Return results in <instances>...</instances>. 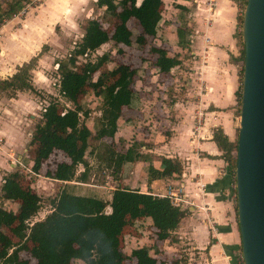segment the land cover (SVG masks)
<instances>
[{
  "label": "trees",
  "instance_id": "trees-1",
  "mask_svg": "<svg viewBox=\"0 0 264 264\" xmlns=\"http://www.w3.org/2000/svg\"><path fill=\"white\" fill-rule=\"evenodd\" d=\"M30 0H0V26L17 14ZM190 0H183L188 3ZM243 2V0H242ZM95 5L103 9L104 17L111 18V31L106 32L96 19L88 20L80 40L63 60L55 62L58 77V94L71 108L61 106L58 101L49 102L42 108L39 122L34 126L29 143L38 142L39 155L44 158L42 165H33L28 169L35 176L61 182L64 186L50 202V212L41 220L30 223L39 209L40 198L32 191L29 184L22 185L13 179L15 172L1 179L0 200L17 203L12 212L0 207V264H177L174 253L158 251L150 255V246L132 250L126 256L120 246L124 230L130 229L135 222L147 218L158 241L167 244L176 242L171 233L177 228L187 210L172 207L166 198L156 197L138 190L114 187L109 199L103 200L94 195L82 196L71 193L70 182L76 166L84 169L78 181L86 180L84 153L88 147L90 132L79 117H86L76 96L92 75L105 67L108 54L96 57L92 62L88 56L100 46L112 41L114 45L128 47L131 44V32L127 27L133 20L140 32L135 37V44L141 46L146 37L153 38L159 21L161 0H96ZM177 26L175 28L176 47L187 48L184 13L186 5L175 6ZM241 18H238V27ZM239 54L236 64L242 71L243 51L238 32ZM44 47L41 48L43 50ZM118 52V51H117ZM149 53L154 56L153 66L158 73L172 76L171 71L181 64L180 52L170 55L163 48L151 46ZM41 52L27 63L16 69L7 79L0 80V95L13 97L16 92L30 91V71L34 69ZM239 72V74H240ZM108 74L110 80L104 77ZM136 71L128 65L119 63L109 72L100 71L103 83H91L95 95L101 97L102 108L100 127L96 138L112 139L116 133V123L124 109L141 103L138 90L134 88ZM101 82V83H99ZM240 89V88H239ZM240 92L236 93V110L239 112ZM212 142L220 153V159L227 166V173L234 178L236 160V140L230 142L217 128L212 132ZM139 145L133 138L127 141L125 149L116 150L110 143L102 160L111 170V176L118 180V174L124 163L138 160L141 156L136 150ZM59 160L55 161V158ZM48 159L50 161H48ZM179 178L181 167L176 160L161 159L156 169H147V183L174 176ZM234 181V180H233ZM24 182V181H23ZM235 204V191L232 190ZM236 212V210H235ZM11 237L16 238L19 247H14ZM27 255L21 258L19 253ZM161 254H160V253Z\"/></svg>",
  "mask_w": 264,
  "mask_h": 264
},
{
  "label": "crops",
  "instance_id": "crops-1",
  "mask_svg": "<svg viewBox=\"0 0 264 264\" xmlns=\"http://www.w3.org/2000/svg\"><path fill=\"white\" fill-rule=\"evenodd\" d=\"M64 1L67 0L33 4L20 18H12L0 26V80L12 76L17 68L39 53L44 39L43 27L56 21L57 7L60 9ZM69 1L80 3L83 0ZM196 1L199 4L194 5L195 0L177 2L187 8L184 32L188 45L175 51L180 52L181 57L187 56L174 68L182 65L177 73L182 76V84L181 93L173 96L165 109L170 117V121H166L169 133L163 137L165 141L149 134L144 144H138L143 151H138L141 157L122 165L119 174L124 175V179L121 186L115 187L160 197L167 185L181 186L187 203L179 209L187 213L171 233L177 241L164 249L175 254L173 259L178 260L177 264H234L239 235L233 186L211 138L213 130L219 128L232 142L236 128V93L240 78L235 62L239 54L238 18L242 0H214L210 11L204 5L205 0ZM52 3L54 13L48 9ZM40 56L30 71L32 88V75L39 73L35 69L41 68ZM34 76L37 84L44 83V75ZM32 95L30 91L16 92L13 97L0 95V175L5 176L4 171L15 172L12 152L20 147L22 150L26 140L29 143L30 131L37 124L30 129L35 118L32 113L37 109ZM23 134L26 139L20 143ZM151 137L154 139L149 140ZM161 159L176 160L181 167L180 177L174 175L148 184L147 169H156ZM134 176L139 177L141 183L135 185ZM141 223L149 226L151 222L143 218L132 226L135 233L142 234L144 241ZM130 236L135 239L137 235L131 233Z\"/></svg>",
  "mask_w": 264,
  "mask_h": 264
},
{
  "label": "rangeland",
  "instance_id": "rangeland-1",
  "mask_svg": "<svg viewBox=\"0 0 264 264\" xmlns=\"http://www.w3.org/2000/svg\"><path fill=\"white\" fill-rule=\"evenodd\" d=\"M43 1L44 0L38 3H43ZM161 1L162 5L160 6L159 21L153 38L146 37L145 43L141 46L135 44V37L139 34L140 30L133 20H129L127 27L131 32V44L128 47L121 45L117 46L114 45L112 41H109L88 56L89 61L92 62L96 57L102 56L103 54L109 55L105 67L103 68V66H101L100 69L92 75L88 83L82 87L83 92L76 96V100L81 105V108L87 112L86 117L80 115L79 120L89 130L90 138L88 139V147L84 153L86 180L83 181L84 183L77 182L79 174L84 169L81 165H78L76 166L71 181L65 183L72 186L70 191L73 194L82 196L94 195L103 200H107L108 193L110 192L109 188L122 185L124 175L121 176V174H119L116 182L111 176V170L106 167L102 160L106 153L105 150L111 142L115 144L116 150L120 149L123 151L130 138H133L137 141V144L141 145L144 144L143 142L148 138L147 136L149 134L150 136L155 137L156 140L160 137L161 140L165 141V138L163 139V137L169 133L166 121H170V117L166 114L165 109H167V105L170 104L169 101L174 99L173 96L181 93L180 86L182 84V76L177 73L182 68V65L180 68L171 71L172 76H170V78L169 76L158 73L157 69L153 66L154 56L149 53V48L151 46L163 48L170 55L174 54L177 50L175 45V28L177 26V13L175 11V6L177 5V2H180L181 0ZM38 3L35 4L37 5ZM95 3L96 0H83L80 3L71 2L69 0L64 1L63 6L60 9L57 7L56 14H58V17H56V21L43 27L44 39L42 40L41 46L44 48L41 50L42 47H39V53L41 52L40 58L42 60L41 68H37V70L35 69V71H39V73L32 75V84L35 88H33L34 91L32 96L37 109H35L36 113H32L35 118L29 125L30 129H33V126L39 122L42 108L49 102L56 100L61 106L71 108V105L58 94V77L56 74L55 62L63 60L72 49L73 45L80 40L86 22L91 19H96L101 23V27L106 32L111 31L113 20L104 17L105 13L103 9H99ZM197 4H199V2L196 1L194 5ZM241 5L244 6V2H241L240 6ZM243 6L239 8L241 15ZM29 7H33V4ZM53 7L54 5L52 3L48 9L54 13L55 10ZM238 32H240V24ZM186 56V54H183L181 61ZM119 63L126 64L136 71L134 88L138 90V94L142 98V105L139 106L138 104H134L130 109L124 110L117 123V130L113 138L111 140H101L96 138V132L100 127L102 102L101 97L94 94L91 83L97 82L98 80L103 83L104 80L102 76H100V71H105L107 73ZM240 68L241 67H239V72ZM40 74L45 77V80L43 79L44 83L41 85L37 84V80L34 78V75H37L39 76L38 78H40ZM104 75L109 81L110 78L108 74ZM239 78L241 81V72ZM236 116L237 121L235 124L236 128L233 132V141L236 140L238 128L239 112H237V110ZM30 132L32 133L33 130ZM22 138L20 139V143H22V140L24 142L26 135L23 134ZM152 139L154 138H149V140ZM25 142L22 150H20L21 147L18 149L16 147L17 150L12 152L15 165V174L12 177L16 181L21 182L22 185L28 183L32 191L40 198L39 209L35 216L30 220V223H33L43 219L50 212V202L57 196L64 184L44 178L42 177L43 174L35 176L28 172V169L31 170L33 165H42L45 163V160L39 155L40 147L38 142L28 144V140ZM18 146H20V144ZM139 146L137 147V151L143 152L140 150ZM56 160H59V158H55V161ZM48 161L50 160L48 159ZM5 168L8 170L7 167ZM8 172L13 173L11 170ZM8 172L4 171L3 174H6L5 176L11 174ZM5 176L0 175V186L2 182L1 179ZM126 179H129V177H126ZM133 179L135 185L139 184V177L134 176ZM231 181L232 186H234V181L232 179ZM0 207L14 212L17 209L18 204L0 200ZM139 227L142 228V232L144 233V241H142L140 237L142 234L135 233V230L132 227L123 232H129L128 235L123 236V240L120 243V249H122L126 256H130L132 250H136L142 246L151 247L150 255H155L158 251L172 254L171 251H166L164 249L168 248V244L165 240H162V242L158 241L150 224L148 226L142 225L141 223ZM131 233L137 235L135 239L131 236L132 239L129 237V234ZM9 239L14 247L9 249L8 253H10L12 249L19 247L16 238L10 236ZM19 256L21 258H27V255L23 254V252H20Z\"/></svg>",
  "mask_w": 264,
  "mask_h": 264
},
{
  "label": "water",
  "instance_id": "water-1",
  "mask_svg": "<svg viewBox=\"0 0 264 264\" xmlns=\"http://www.w3.org/2000/svg\"><path fill=\"white\" fill-rule=\"evenodd\" d=\"M234 191L243 264H264V0H245Z\"/></svg>",
  "mask_w": 264,
  "mask_h": 264
},
{
  "label": "built area",
  "instance_id": "built-area-1",
  "mask_svg": "<svg viewBox=\"0 0 264 264\" xmlns=\"http://www.w3.org/2000/svg\"><path fill=\"white\" fill-rule=\"evenodd\" d=\"M41 0H30L22 10H20L17 14H15L14 16H12V18L15 17H19L21 15H24L26 10L30 5L35 4L40 2ZM245 0H243L244 2ZM196 2V0H195ZM214 4V0H205V7L207 9V11H210L213 7ZM243 5L239 6V8H241ZM242 13V12H241ZM239 16H241L240 12H239ZM11 18V19H12ZM234 188V186H233ZM161 198H166L170 205L172 207L175 208H181L182 205H186V201L184 199V192L183 189L181 188V186L179 185H167L164 188V194L162 196H160ZM188 205V204H187ZM233 260H234V264H243V260H242V256L240 253V249H238L234 254H233Z\"/></svg>",
  "mask_w": 264,
  "mask_h": 264
}]
</instances>
